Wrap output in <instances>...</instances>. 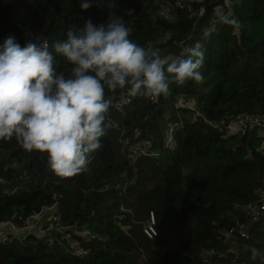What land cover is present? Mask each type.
<instances>
[{
	"label": "trees",
	"instance_id": "1",
	"mask_svg": "<svg viewBox=\"0 0 264 264\" xmlns=\"http://www.w3.org/2000/svg\"><path fill=\"white\" fill-rule=\"evenodd\" d=\"M232 1L229 19L235 23L213 25V8L221 0H203L201 16L178 8L175 0H90L86 10L77 0H0V43L13 35L23 47L24 33L34 31L51 46L87 20L95 25L119 17L130 27V39L158 47L162 55L197 41L205 53L200 81L171 83L167 96L150 101L137 95L122 114L114 111L121 135L109 126L87 169L72 176L55 174L46 153L26 151L15 138L0 139V222L13 219L21 226L57 201L63 225H86L97 235L90 241L76 237L90 250L76 257L65 240L49 244L32 232L0 244V264H264V217L234 245L237 263L230 261L232 254L201 259L204 250L227 248L219 232L242 221L243 207L264 189V135L257 128L225 134L224 125L212 127L234 114L264 117V0ZM160 8L169 19L156 15ZM56 60L57 71L67 75L70 65ZM124 93L106 90L105 97L116 100ZM177 95L193 99L201 116L175 108ZM168 122H180L171 151L163 145ZM134 130L158 155L140 156L132 165L118 138ZM150 211L153 239L142 230ZM252 247L261 254L255 261Z\"/></svg>",
	"mask_w": 264,
	"mask_h": 264
},
{
	"label": "clouds",
	"instance_id": "2",
	"mask_svg": "<svg viewBox=\"0 0 264 264\" xmlns=\"http://www.w3.org/2000/svg\"><path fill=\"white\" fill-rule=\"evenodd\" d=\"M80 7H91L90 0H81ZM156 15L170 18L166 8ZM221 22L235 23L227 17ZM130 36L119 17L95 25L87 20L51 46L40 40L22 47L7 36L0 43V139L15 138L26 151L46 153L55 174L72 176L102 147L112 103L106 90L156 99L169 94L171 83L202 79L205 53L199 41L162 55L158 47L141 46ZM168 39L165 33L163 41ZM57 57L70 65L67 75L57 71ZM249 251L253 261L261 255L255 247Z\"/></svg>",
	"mask_w": 264,
	"mask_h": 264
},
{
	"label": "built area",
	"instance_id": "3",
	"mask_svg": "<svg viewBox=\"0 0 264 264\" xmlns=\"http://www.w3.org/2000/svg\"><path fill=\"white\" fill-rule=\"evenodd\" d=\"M81 3V0H77ZM199 6L196 9L193 8L192 2L186 3L181 0H175L174 4L180 9H186V11L191 15L201 16L205 9L203 5V0H195ZM232 0H221L220 3L214 6L213 14L210 19L211 24H216L221 21L223 17L230 18L232 16ZM35 32L26 31L24 37L27 41L39 42L45 41L39 36H35ZM47 41V40H46ZM48 42V41H47ZM146 47V46H145ZM135 97V96H134ZM133 96H129L124 93L119 99L111 100L108 114L106 120L110 125L111 129L115 130L121 135L123 127L120 125L118 120L113 119L112 114L115 112L122 114L124 108L128 106ZM155 99H150L154 101ZM175 108L195 110V113L199 116L201 114L196 108V102L193 99L186 100L182 95H177L174 101ZM211 126L212 124L207 121ZM224 125L225 134L242 132L252 128H257L258 133L264 135V117L261 115H247V114H234L227 122L223 124H213V128H220ZM180 127V122H168L166 130L163 135V145L168 150H173L175 148L174 133ZM118 142L124 151L125 158L129 164L134 165L136 160L140 156L151 157L156 156L158 153L150 149V143L139 138L138 130H134L124 136L118 138ZM264 145V144H263ZM91 161V156H90ZM88 166V165H87ZM87 166L84 170L87 169ZM1 181V179H0ZM104 190V188L102 189ZM124 190V187H122ZM15 191V190H13ZM49 213V214H48ZM61 211L57 201L53 202L51 205H44L40 208L37 213L29 215L22 221L21 226L12 219L0 222V231L8 230L7 234L0 236V244H4L13 238H22L24 235L31 234L34 228H37V232L41 235L58 234L55 238L45 239L49 244H52L54 240H65L69 246V252L76 257L87 255L90 250L88 247H83L76 237H84L87 241L97 238V235L90 232L86 225H63L61 222ZM264 217V189L258 192V198L256 201L247 203L242 210V221L236 220L228 228H223L219 233L223 239V244L227 245V248L223 252H217L214 249L204 250L201 254V259L203 262H208L209 259L217 256L218 258H227L230 254L233 263H237V252L233 248L236 242L243 238L247 239L249 236V229L251 228L250 220L260 221ZM24 224V226H23ZM29 225V226H27ZM154 214L152 211L149 212L148 218L143 223V233L149 239H153L157 235V230L155 229ZM23 226V227H22ZM10 227V228H8ZM24 228L25 234H19V228ZM60 234V235H59ZM59 244L61 242H58ZM241 264V263H240Z\"/></svg>",
	"mask_w": 264,
	"mask_h": 264
},
{
	"label": "crops",
	"instance_id": "4",
	"mask_svg": "<svg viewBox=\"0 0 264 264\" xmlns=\"http://www.w3.org/2000/svg\"><path fill=\"white\" fill-rule=\"evenodd\" d=\"M33 32H34V31H33ZM35 33H36V32H35ZM44 40H47V39H44ZM47 41H48V40H47ZM48 43H49V42H48ZM59 65H60L59 60H56V68H57V69L59 68ZM48 214H49V213H48ZM31 232H36V233H38V232H37V228H34ZM7 233H8V230H6V229L3 230V229H2V230L0 231V236H2V235H4V234H7ZM19 234H25V233H24V231L20 230V231H19Z\"/></svg>",
	"mask_w": 264,
	"mask_h": 264
},
{
	"label": "water",
	"instance_id": "5",
	"mask_svg": "<svg viewBox=\"0 0 264 264\" xmlns=\"http://www.w3.org/2000/svg\"><path fill=\"white\" fill-rule=\"evenodd\" d=\"M58 234H50V235H40L39 236L43 239L55 238Z\"/></svg>",
	"mask_w": 264,
	"mask_h": 264
},
{
	"label": "rangeland",
	"instance_id": "6",
	"mask_svg": "<svg viewBox=\"0 0 264 264\" xmlns=\"http://www.w3.org/2000/svg\"><path fill=\"white\" fill-rule=\"evenodd\" d=\"M263 144H264V143H263ZM253 222H254L253 220H252V221L250 220V223H253ZM23 226H24V224H23ZM23 226H22V227H23ZM27 226H29V225H27ZM22 227L19 228L18 230H24V228L22 229ZM8 228H10V227H8ZM7 230H9V229H7ZM40 235H41V234H40ZM59 235H60V234H59Z\"/></svg>",
	"mask_w": 264,
	"mask_h": 264
}]
</instances>
